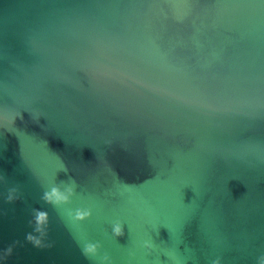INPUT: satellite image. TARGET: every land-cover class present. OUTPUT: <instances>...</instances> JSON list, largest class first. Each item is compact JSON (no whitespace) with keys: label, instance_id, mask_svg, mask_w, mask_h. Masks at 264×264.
<instances>
[{"label":"water","instance_id":"water-1","mask_svg":"<svg viewBox=\"0 0 264 264\" xmlns=\"http://www.w3.org/2000/svg\"><path fill=\"white\" fill-rule=\"evenodd\" d=\"M0 178V264H258L264 0H0Z\"/></svg>","mask_w":264,"mask_h":264},{"label":"clouds","instance_id":"clouds-1","mask_svg":"<svg viewBox=\"0 0 264 264\" xmlns=\"http://www.w3.org/2000/svg\"><path fill=\"white\" fill-rule=\"evenodd\" d=\"M2 179V178H0ZM74 184V182H73ZM15 191V190H13ZM74 189L73 186H68L67 188H65V190H61L59 187H53L50 191H47L44 193L43 199L45 200V202L52 204L54 206H58L61 204H68L71 202V197L74 195ZM9 200H12L13 197L12 195H9L8 197ZM92 212L91 209L89 208H77L75 210V219L76 220H85L86 218H89L91 216ZM48 221V213L44 212V211H37L36 212V216H35V226H36V231L37 232H42L43 227L47 224ZM113 235L116 237H120L124 235V230L122 225L117 222L114 226H113ZM28 240L29 241H34V244L36 246H40L41 241L36 239L34 240V237L32 235L28 236ZM100 245L97 244H92L89 243L84 247V255L85 256H89V255H96L98 253V249H99ZM144 247L146 248H151L152 244L148 241L144 242ZM11 251V249H9V252ZM103 261H109L110 257L105 254L102 257ZM214 264H220L219 260L214 261ZM258 264H264V255L259 257L258 260Z\"/></svg>","mask_w":264,"mask_h":264}]
</instances>
